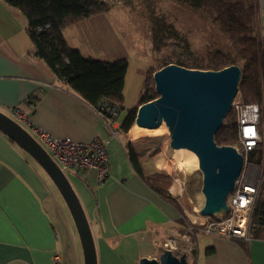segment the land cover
<instances>
[{"label": "crops", "instance_id": "1", "mask_svg": "<svg viewBox=\"0 0 264 264\" xmlns=\"http://www.w3.org/2000/svg\"><path fill=\"white\" fill-rule=\"evenodd\" d=\"M111 10L66 26L63 33L85 57L128 59L124 104L139 96L135 107L150 59L139 50L136 35L124 32L121 22L108 15ZM27 26L23 11L0 0V111L13 117L19 107L55 136L81 141L99 137L107 143L111 170L104 184L97 183L94 170L70 171L79 181L98 264H140L165 249L186 254L188 264H264V237L244 240L190 232L177 204L157 192L150 178L172 175L171 166L163 162L165 168L150 167L144 155L127 146L134 141L126 138L127 132L121 139L113 136L97 108L33 54ZM34 94L38 100L31 110L28 99ZM130 148L139 155L144 176L133 166ZM175 183L167 191L174 200L181 194L172 191ZM60 194L45 169L0 128V264H53L56 254L62 264H85Z\"/></svg>", "mask_w": 264, "mask_h": 264}, {"label": "trees", "instance_id": "2", "mask_svg": "<svg viewBox=\"0 0 264 264\" xmlns=\"http://www.w3.org/2000/svg\"><path fill=\"white\" fill-rule=\"evenodd\" d=\"M19 8L27 16V30L34 44V53L42 58L51 70L77 92L89 104L100 108L103 98H109L124 107L125 78L129 65L126 57L114 61H103L85 57L78 48L71 46L64 36L63 29L84 18L107 12L111 9L106 0H5ZM200 12L212 20L213 24L232 43L244 59L240 91L244 102H259L263 105V127L260 131L263 141L251 151L246 161L258 154V162L264 163V38L260 31V0H175ZM161 41V38H159ZM158 46V45H157ZM160 47V46H159ZM177 63L189 68L219 70L233 63L222 51L211 53L206 67L188 59L166 61L161 67ZM155 71V70H154ZM153 71V72H154ZM154 79L146 76L138 104L128 111L121 130L128 137L138 139L154 134L145 128L135 127L138 107L158 97ZM35 103L38 95L31 96ZM230 114L215 135L219 145H235L240 141L237 115ZM165 130L167 127H163ZM157 134V133H156ZM129 157L136 171L144 176L139 155L132 148ZM251 157V158H250ZM264 165V164H263ZM155 190L166 198L177 202L167 194L169 175L155 173L150 177ZM161 183V184H160ZM183 218L186 216L181 210ZM250 232L253 237H264V172L258 197L253 210Z\"/></svg>", "mask_w": 264, "mask_h": 264}, {"label": "water", "instance_id": "3", "mask_svg": "<svg viewBox=\"0 0 264 264\" xmlns=\"http://www.w3.org/2000/svg\"><path fill=\"white\" fill-rule=\"evenodd\" d=\"M243 69L231 64L219 70L167 64L154 72L158 97L138 107L135 123L154 133L169 128L174 149L193 151L203 172L205 203L200 213L228 212V197L240 177L245 156L234 145H219L215 135L240 92ZM0 128L23 147L49 174L65 199L75 221L85 264H98L92 229L81 200L66 173L47 150L14 118L0 111ZM140 264H188L187 255L165 249L158 258L144 257Z\"/></svg>", "mask_w": 264, "mask_h": 264}, {"label": "rangeland", "instance_id": "4", "mask_svg": "<svg viewBox=\"0 0 264 264\" xmlns=\"http://www.w3.org/2000/svg\"><path fill=\"white\" fill-rule=\"evenodd\" d=\"M106 1L112 8L108 15L114 20H119L121 22L124 32L132 36L136 35V39H139L138 41L141 45L138 47L139 50L142 52L146 51L149 56L150 63L147 75H150L151 79H154V72L160 69L166 61L170 60L178 61L179 59H188L206 67L211 53L216 50L224 52L233 63L241 67L244 65V59L234 48L233 43L220 32L213 24L212 20L184 4L175 0ZM260 31L264 38L262 24H260ZM158 36L161 38V41H159ZM142 42H144L143 45ZM138 97L139 96H137V98ZM137 98L133 97L129 104L127 103L128 105L124 104L125 106L121 109L118 117L119 122L122 123L125 120L128 111L133 107L132 103L135 99L137 100ZM238 98L242 99L241 91L238 94ZM230 114L233 118L237 115L233 107L227 114L224 122ZM261 126L263 127V123H261ZM124 133L125 132L120 129L119 135L117 136L118 139H121V136H126ZM127 136L126 138L129 139L130 137ZM133 140L134 141L131 143L128 142L129 144H127V146H134L139 154L144 155L146 163H149L148 165L150 167H156L157 164V166L165 168L162 161L171 166L173 172L172 175L168 174L170 177L169 187L176 182V179L180 180L181 194L176 196L175 201L186 216L185 222L187 223V228L190 224L193 225L194 222L190 214L201 215L200 210L205 203L203 172L200 169L197 155L193 152L196 159L189 156L191 168L188 172L184 171L177 160H179L181 156L186 157L189 152H181V150L179 151L171 147V136L168 127L157 134L144 135ZM126 143L127 141H125V144ZM238 144L239 142L234 146ZM263 164V162H258V154L254 155L252 159L245 161L244 168L245 173L247 172L246 178L251 182L258 181L260 174L264 171ZM66 175L81 200L80 190L77 187L79 183L78 179L73 177L70 172H66ZM58 194H60L59 189ZM60 196L62 198L61 194ZM63 200L66 206L65 208L68 210L67 216L71 221L70 226L72 227L76 241L78 244H81L80 236L73 216L71 215V211L65 199ZM57 223L59 229L63 230L62 222L57 221ZM82 255L84 256L83 249Z\"/></svg>", "mask_w": 264, "mask_h": 264}, {"label": "built area", "instance_id": "5", "mask_svg": "<svg viewBox=\"0 0 264 264\" xmlns=\"http://www.w3.org/2000/svg\"><path fill=\"white\" fill-rule=\"evenodd\" d=\"M260 24L264 30V0H260ZM35 100L28 99V105L32 109ZM238 119L240 141L237 149L245 156L253 151L263 141L260 125L263 117V105L259 102H244L237 98L233 103ZM105 119L113 136L119 135L122 124L118 117L120 106L109 98H103L98 110ZM13 117L24 126L32 136L47 150L58 166L66 173L74 171L94 170L98 184H104L110 176L111 160L107 143L97 137L89 141H81L71 136H55L51 132L34 124L30 111H24L17 107L13 110ZM264 172V171H263ZM247 173V172H246ZM245 168L237 179L234 190L228 197V212L217 216H203L204 221L194 222L188 228L191 233H203L207 235H219L228 238L244 240L251 239L250 224L262 183L263 173L258 181L251 182L246 178ZM53 264H62V257L56 254Z\"/></svg>", "mask_w": 264, "mask_h": 264}, {"label": "bare ground", "instance_id": "6", "mask_svg": "<svg viewBox=\"0 0 264 264\" xmlns=\"http://www.w3.org/2000/svg\"><path fill=\"white\" fill-rule=\"evenodd\" d=\"M238 98V96L236 97V99ZM135 127H139L136 123H135V125H134ZM164 126H166L165 124H164ZM167 127V126H166ZM140 128V127H139ZM177 150H181V152L182 151H186V152H189L188 153V155L185 157V156H181L180 158H179V160H177V161H179V163H180V166L182 167V169H184V171H186V172H188L189 170H190V168H191V163H190V159H189V156H192V158L193 159H196V156H195V154L193 153V151H191L190 149H187V148H180V149H177ZM189 150V151H188ZM191 151V152H190ZM160 160H162V159H160ZM161 162V161H160ZM162 164H163V161H162ZM181 190V183H180V180L179 179H177V181H176V183H175V185L173 186V188H172V191L174 192V193H176V192H179ZM191 216L190 217H192L191 219L193 220V221H195V222H202V221H204V217L203 216H200V215H196V214H190Z\"/></svg>", "mask_w": 264, "mask_h": 264}]
</instances>
